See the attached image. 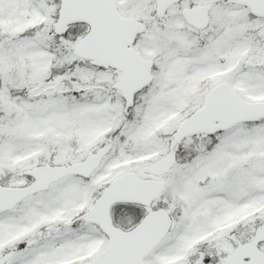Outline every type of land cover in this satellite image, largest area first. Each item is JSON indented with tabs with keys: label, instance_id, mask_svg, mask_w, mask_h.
<instances>
[{
	"label": "snow or ice",
	"instance_id": "obj_1",
	"mask_svg": "<svg viewBox=\"0 0 264 264\" xmlns=\"http://www.w3.org/2000/svg\"><path fill=\"white\" fill-rule=\"evenodd\" d=\"M0 264H264V0H0Z\"/></svg>",
	"mask_w": 264,
	"mask_h": 264
}]
</instances>
